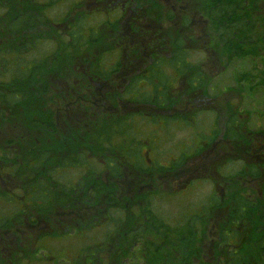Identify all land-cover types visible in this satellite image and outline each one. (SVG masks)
Returning <instances> with one entry per match:
<instances>
[{
    "label": "rangeland",
    "instance_id": "1",
    "mask_svg": "<svg viewBox=\"0 0 264 264\" xmlns=\"http://www.w3.org/2000/svg\"><path fill=\"white\" fill-rule=\"evenodd\" d=\"M46 1L41 0L42 3ZM74 1L51 0L48 17L54 22H61V28L49 29V25H39L31 38L23 37L22 33L8 35L0 31V45H16L15 51L19 54L23 52V55L28 52L43 55L54 48L61 35L63 38L61 31L65 26L77 22L80 29H85L75 49L60 43L62 47L58 45L60 49L49 56L48 67L35 68L29 73L21 87L23 95L20 102L13 106L0 102V219L5 220L0 225V264H32V260L27 261L24 256L34 252L40 236H51L69 225L80 226L88 237L85 243L95 240L98 241L95 248H101L97 258L88 260L83 254L75 264H130L129 260L124 259L128 257L137 264H160L156 256H150L153 242L159 236L154 229L149 228L148 239L143 244L124 243L126 233L142 232L143 221L140 217H131L123 193L119 192L118 185L111 179L114 171L105 165L110 164L106 159H114L109 161L117 174H121L113 179L119 178L115 180L120 181L123 188L129 180L122 174L129 167L126 156L131 152L139 156L135 161L137 166L140 164L141 167H138L142 172H137L136 177L150 181L162 196L161 199H150V215L157 223L162 224L164 220L170 223L181 220L184 223L189 219L187 215L190 211L204 213L211 209L207 221L204 214L198 219L202 234L197 240L199 234L189 236L188 226L175 234L180 236L183 233L181 237H186L190 247L195 241L200 242L199 245L215 243L212 249L209 246L210 249L203 250L204 254L200 253L199 260L188 254V264L193 260V264H218L216 257L211 256L217 251L223 252L224 248L219 246L222 241L218 238L221 230L237 241L241 264H264V257L260 256L255 245L260 236L255 227L257 224L264 227L261 220V214L264 217V199L259 193L264 181V53L250 55L252 58L246 62L234 60L227 63L223 55H231L232 52L222 50L223 47L213 41L209 42L207 32L211 28L206 20L203 25L201 23L199 16L204 12L205 0H103L101 4L98 3L102 11L93 8L95 3L88 6L89 0H76L77 4ZM116 6L117 10L114 11ZM91 9H95L96 13ZM32 10L35 12L34 7ZM98 11L102 15L97 14ZM112 12L118 19H113ZM170 13L174 16L172 20L167 18ZM126 21L128 36L123 29ZM34 40H39L36 48L32 45ZM24 41L31 42L17 45ZM110 46L119 50L120 69L116 71L117 74H112L108 68L112 55H105L102 50ZM177 48L183 51L186 61L193 68H184L185 74L180 73V76L174 67L165 68L163 75L167 80V90L175 97L174 100L166 97L167 102L160 107V113L146 110L140 101H132L128 95L122 97L127 90L132 94L148 90L149 87L139 81L144 78V67L150 59L170 57ZM16 52L1 55L0 79H8L16 71L19 64V54ZM99 62L107 66V80L90 85ZM133 62L134 68L128 73L127 83L123 82L124 65ZM196 70L204 72V77L200 76L203 86L198 89L191 86L192 90L188 81ZM220 84L225 85V90ZM191 95L196 98V107L189 110ZM185 110L189 111L183 113ZM204 110L215 112L218 121L210 129L211 114L200 116L207 134L200 136V143L192 136L189 126L177 127L169 120L190 121L195 113ZM231 112L243 122L242 137L235 143L223 138L224 125ZM32 122L43 125L42 129H33ZM163 124L166 126H156ZM226 129L229 132L227 126ZM215 131H219V135L211 139ZM132 137L135 140H131ZM142 139L156 140L154 148L142 150V147H129L132 143L139 146ZM194 141L198 144H194ZM249 143L251 147L247 149L256 152L245 155L241 147ZM71 148L81 155L82 160L76 159L69 167L67 184L76 176H81L84 182L81 188L70 194L58 184L64 182L60 177L61 170L57 173L58 178L55 177L56 171L53 169L59 166L60 160L53 164V168L49 166L52 158L38 169L33 163L42 149L50 151V156L60 158L61 154L67 153L62 152L63 149L69 152ZM219 149L226 153L219 154ZM182 152L189 155H182ZM147 154L150 161L144 156ZM244 163L257 167L262 173L261 177L252 179L237 174L235 171L242 169ZM80 165L83 169L81 175L76 172ZM192 171L195 172L193 175L179 177ZM33 178L42 180L45 189L47 185L51 187L52 196L46 197L45 203L41 204L42 210L25 207L24 212L19 211L22 194ZM189 182L190 186L187 187ZM19 191L20 196L15 201L6 196ZM89 191H92L91 208L89 204H84ZM235 193L247 194L255 204L254 209L245 210L248 213L246 219L243 212L240 214L243 220L236 218L237 222L233 220L236 215L233 214L235 207L232 196ZM205 203L206 206L212 205L203 211L202 205ZM93 206L99 207L94 209ZM100 210L104 211L101 215L104 221H97L100 224L94 225L92 216H99ZM35 218L39 221L34 225L30 219ZM49 218L53 219L51 224ZM112 225L117 227L113 230ZM66 234L59 235L61 238L58 241L45 239L40 248L53 253L64 252L61 256L69 260L65 254L73 257L76 249L84 243L85 235L70 238L65 237ZM188 243L177 242L176 249H168L162 257H169L176 264L178 253H183ZM155 244L160 247V243ZM133 247L139 248L138 252H142L144 258L141 255L137 256V260L132 257L129 252ZM119 248L122 254L118 253ZM9 249H12L10 255ZM34 258L35 264L70 262L53 259L51 254L42 251L35 253ZM146 258L150 259L144 262ZM164 258H160V261Z\"/></svg>",
    "mask_w": 264,
    "mask_h": 264
},
{
    "label": "trees",
    "instance_id": "2",
    "mask_svg": "<svg viewBox=\"0 0 264 264\" xmlns=\"http://www.w3.org/2000/svg\"><path fill=\"white\" fill-rule=\"evenodd\" d=\"M79 1L84 2L86 0H79ZM102 1L103 0H89L88 6L91 5L92 3H95L96 5L93 6V8L96 7L95 9L102 11L98 7ZM74 3L77 4V1L75 0ZM33 7L35 9V12H33L32 10ZM49 7H51V0L46 1V3H42L41 0H0V31L2 32L4 31L5 34H8V35L12 33L13 34L22 33L23 37L31 38L34 35L33 32L37 30L36 28L39 25H49L51 26V28L49 29L63 27L62 24H60L61 22L59 23L54 22L53 19L48 17L47 10L49 9ZM117 7L118 6H116L114 11L117 10ZM95 9H93L94 13H96ZM99 11L97 14L102 15L99 13ZM203 11L204 12L199 17H200L202 25H203V22H205L206 20V22L209 24V27L211 28V31L207 32V37H208L209 42L213 41L215 44L221 45L223 47L222 50L229 51L228 53L232 52L231 55H223L224 59H227L228 61L227 63H231L234 60H239V63L246 62L247 60L248 61L250 60L249 58H252V57H249L250 55H255V54H258L259 52H261V54L264 53V0H205ZM92 15L93 14L88 15V17ZM86 17L87 16H85L84 18ZM167 18L172 20L174 16L172 13H170L169 15L167 14ZM113 19L115 20L118 19L115 14H114ZM113 19L111 20V22L113 21ZM61 20L63 21V16ZM79 20L81 22L82 18H80ZM104 20H107V18H104ZM108 21L110 22V19H108ZM88 29L93 30V28H88ZM123 29H126V24H125V27H123ZM84 30L85 29H80L77 22L74 25H68V27L65 26L61 31L65 42L63 41V38L61 35L60 39H58V42H56L54 48L48 51L47 53H44L43 55L41 54L37 55L35 53L32 55L30 54V52L23 55L21 54L23 52L19 54L18 52L15 51L16 45L12 46L11 43L5 44L3 46L0 45V48H1L0 58H1V55L6 52L12 53L14 51L17 54H19V56L17 57V61L19 62V64L17 65L16 71L14 72V74L8 79H0V102L5 103L6 105H12V106L20 102V97L23 95V91L21 90V87L25 83L29 73L35 68L41 69L44 67H48L47 61L49 59V56L56 50L60 49L58 48L62 45L60 43H65L66 45L68 44L67 46L70 47V49L71 48L75 49L76 46L79 44L78 42L81 41L79 39L82 38V34ZM22 40H25V39H21V41ZM30 42L31 41H24L23 43H20L17 45L22 46ZM45 42H47V40H45ZM38 44H39V40H34L32 43L34 48H36ZM107 48L102 49V50H104L103 53H105V55L107 54L108 56L110 54L112 55L108 68L110 72H112V74L114 73L117 74L116 71L120 69V65L118 63L119 62V59H118L119 50L117 49V47L112 48L110 46ZM178 49L179 48H177V50L173 54H171L170 57L161 58L160 56L158 58L153 59L152 66L155 67L156 69L154 68L153 70L152 69L153 67H151L150 69H152V75L149 78L144 77L143 79L139 80L149 87L148 90L141 91L139 92V94L134 93V92L132 94V92H129L127 90L125 93V96H122V97L124 98L126 97V95H128V97H132V101H135V100L136 102L140 101V103L143 105V107L146 110L153 112V113H160L161 112L160 107L165 105L167 102L166 97L169 96L170 100H174V97H175L173 93H169V91L167 90L168 89L167 84H166L167 80L165 79L163 75L165 68L169 66L174 67L176 71L178 72L179 76H180V73L185 74L184 68L186 67L193 68L186 61L183 51H179ZM113 57H116V60L111 61ZM70 64H73V62H70ZM107 71L108 70H107V66L105 65V63L99 62L96 66V70L94 72V76L91 79L90 85L98 84V82L96 81L107 80V74H106ZM200 76L204 77L203 71L196 70L193 72V75L190 81H188V84L190 85V87L195 86L196 87L195 89H198L203 86L202 79H200ZM0 78H2V75L0 76ZM220 85H223V84H220ZM191 89L194 90L192 87ZM223 90H225V85H223ZM136 96H138V98H136ZM195 99H196L195 96H192V95H191V98H189L188 100V102L190 103L189 110L196 107V104H194ZM149 100H152V102H150ZM101 108H103V106H101ZM189 110H185L183 113H186ZM202 114H211L212 123L209 128L210 129L214 128V125L217 124L218 118L215 117L216 115L215 112L211 113L208 110L195 113L194 116L190 118V121H187V120L179 121L175 118L169 119V120L177 127L183 126L186 124L187 126L190 127L192 136L196 137L197 140H199L200 136L207 135L205 133L206 130L201 125L202 120H200V116ZM171 122H169V125H172ZM37 124L38 125L32 122V125H31L32 128L42 129L43 125L39 123ZM242 125H243V122H241L240 120H237L235 113L231 112L230 118L227 120V124L224 125V127L227 126V128L229 129V136L224 135V139L228 140L230 143H235L238 140H240L242 137V132H243ZM156 126L165 127L166 124L156 125ZM218 132L219 131L213 132L212 133L213 137L211 136V139L214 138V136L217 137L219 135ZM131 140H135V139L132 137ZM155 142L156 140L142 139V142L141 144H139V146L132 143L130 144L129 147H134L136 149H140L142 147V150L148 147L153 149L155 146ZM195 142L196 141H194V144L200 143V141L198 143H195ZM73 149L74 148H71L69 152L67 151V149H63L62 152H67V153L61 154L60 158L57 156L55 157L54 155L50 156V151L46 149H42L39 151L38 155L35 157V163H33V164H36L35 169H38L42 166L43 163H45L47 160H51L52 158L51 165L49 166L53 168V164L57 160L58 161L60 160L59 166L53 169L54 171H56L55 177L58 178L57 173L59 172V170H61L62 173L60 177L63 179L64 182L58 183V184L64 188V191L66 188L67 189L66 192L70 194L73 191H77L78 188H81L84 182V181H81V176H76V177L71 178L69 184H67L69 167L73 164V162L76 159L82 160L81 155L79 153L78 154L74 153L75 151H73ZM140 152L142 153V151ZM184 153L189 155L186 152H182V155ZM144 156L149 161L151 160L149 159V154L144 155ZM126 157H127V161L128 159H131L133 161L132 164H128L126 162L129 165L127 169L131 168V170H133L135 168L136 171L142 172L139 169V167H141L140 164L138 165L139 167L136 164L135 159H138L139 156L136 155L135 152H131L129 156H126ZM109 160H114V159L110 157L109 159H106V161L110 164L105 165V167H107L108 169H112L115 175H120L121 173L117 174V171L115 170L113 165H111L112 163ZM228 160L229 159H227V161ZM49 172H51V169ZM76 172H78L80 175L83 174L82 165L77 167ZM235 172L237 174L250 177L252 179H258L262 175V173L258 171L257 167H255L252 164H248V163H244L243 168ZM189 173L190 172H188L187 175ZM115 175H113V177ZM43 184L44 183L42 182V180H39L37 178H33L32 180H29L28 186L25 187V192L22 194L23 199H21V203H19L18 205L19 211L24 212L25 207L30 208V209L34 208V209L42 210L41 204L45 203L47 196H50V195L52 196V188L47 185V188L45 189L43 187ZM151 188L152 189L149 191V195L145 199V207L140 208V211L142 210L143 214L141 215V213L138 212V215L140 216L142 221L146 223L150 229L152 230L154 229V231L158 233L159 235V236H156L158 239L153 242L154 246H152L151 248L150 256L152 257L156 256V258L159 259L160 264H175L174 262L171 261L172 260L171 258L162 257L164 256L165 251L167 252L168 249L169 250L176 249L175 244L177 242L183 243L186 241L188 243V240H186V237H181V236H184L183 233L180 236H175V234L179 233L181 231L180 230L181 228L185 229V227L188 226L189 227L188 231L190 232L189 236L199 234L198 236H196V240H197L198 239L197 237L201 236L202 234L201 224L199 223L198 219L202 216V214H204L205 215L204 219H206V221L208 220V218L211 216L210 214L211 209H207L205 211L204 209H206L207 207H210L212 204H210L209 206H206V203L202 205L204 213L202 211H198V212L190 211L189 214L187 215V217H189V219H187V222L183 223L180 220V221L170 223L169 221L164 220V223L159 224L156 222L155 218H153L150 215L151 204H152L150 199L151 198L161 199L162 196L159 195L155 191L153 186H151ZM164 193L167 194L165 191ZM259 193H260V196L264 199V181L259 188ZM91 195H92V191H89L86 196V202H84L85 205L89 204L90 208H91V205H90ZM6 196L10 197L11 201L12 200L15 201L20 196V191L18 193L15 192L11 196L10 195H6ZM166 196L169 197L170 195H166ZM60 200H63V198H61ZM24 202L25 204H22ZM232 204L235 207L233 214L236 215L233 217L234 222H237V220H243L240 214H243V212L245 213L246 211L252 210L255 208L254 202H251L249 200L247 194L240 195V194L235 193L232 196ZM93 208L96 209V206H93ZM19 211H17V213H19ZM100 211L101 212L99 216H97L96 214L92 216L94 217V220H95L94 225H99L100 222L104 221V218L101 217L104 211L103 210H100ZM129 212L131 213V211ZM247 214L248 213H245L244 215L245 219L248 216ZM109 217L110 216H108V218ZM261 217H262L261 220L264 221V217L262 214H261ZM49 219H50V224H51L53 222V219L51 218ZM4 221H5L4 219H0V225ZM18 221L22 223L21 220L18 219ZM38 221H39L38 218L30 219V222H32L34 225ZM48 221L49 220H46V222ZM97 221H100V222H97ZM115 221L116 220H114V222ZM257 225L260 226V224H257ZM257 225L255 228L260 233V236L255 245H257V248L259 249L261 253L260 256L264 257V227L263 228L261 226L257 227ZM112 227L114 230L117 226L112 225ZM66 232L67 234L65 235V237H70V238L79 237L80 234L82 236L85 235V240L83 241L84 243L82 242L83 244L76 249L75 255L73 257H69L67 254H65L69 260H66L63 256H61L62 253L64 252L53 253L52 251L49 252L45 249L40 248L42 247L41 245L43 241H45V239L50 238V239L58 241L59 238H61V236L59 235L64 234ZM220 232H221L220 233L221 236H218V238H220L222 243H220L219 246L223 247L224 248L223 252L224 250L225 252L224 254L222 252V255H221L222 259L219 261V264H241L240 259H239L240 255L238 254L239 252H237L238 248H236L238 244L237 241L235 240L234 237H227L228 233H224L222 230ZM49 235H45V237L40 236V239L38 240V245L37 247L34 248V252L31 255L24 256V257H27L26 258L27 261L31 259L32 264L33 263L35 264L36 261L34 258V254L38 253L39 251H42V253L51 254L53 256V259L66 260V261H70L69 264H75L76 261L78 260V257L83 256V254L87 256L88 260L97 258L98 252L101 250L100 247H98L97 249L95 248V245L98 241L92 240L90 242L85 243V241L88 238L87 234L84 232L83 229L80 228V226H77V225L75 226L69 225L63 231L52 233L51 236ZM155 243H160V247L158 248ZM199 243L195 241L192 244L193 247H190V244L188 243V246L184 247L183 253H178L177 258H176L177 260L176 264H188V261L186 260V258L188 257V254H190L191 257H196V259L199 260L201 258L200 253L202 254L203 252V249L201 248L202 245H199ZM226 246L228 247L226 248ZM11 250L12 249H9L8 251L9 255H10V252L12 253ZM134 251H135V248H133V250H131L129 254L131 256L135 255ZM1 257H2V254H1ZM1 257H0V262H1ZM160 258H164V259L160 261ZM193 261L190 262V264H193ZM132 262L133 261H131V263ZM2 264H5V263L3 262ZM208 264H213V263L210 262Z\"/></svg>",
    "mask_w": 264,
    "mask_h": 264
},
{
    "label": "flooded vegetation",
    "instance_id": "3",
    "mask_svg": "<svg viewBox=\"0 0 264 264\" xmlns=\"http://www.w3.org/2000/svg\"><path fill=\"white\" fill-rule=\"evenodd\" d=\"M134 27H135V25H134ZM128 32H129L128 21H126L125 34L127 36L129 35ZM152 61H153V59H150L149 63L147 65H146L147 60H145V62H144V65H146L144 67V73H145L144 77H146V78H149L152 75V69L154 70V68H155V67L152 66ZM124 66H125V73L122 76V78H123V82L127 83V80L129 78L128 73H130L132 71V69L134 68V62L131 63V64H128V65H124ZM151 67H153V68L150 69ZM231 98L233 99V97H231ZM99 107L101 108V106H99ZM215 117H216V115H215ZM224 129H225V134L224 135L229 136V132L227 131L226 127ZM223 138H224V136H223ZM199 141H200V139H199ZM225 141L229 142L228 140H225ZM214 146H215V143H214ZM250 147L251 146H250V143H249L247 145H243L241 147V150H244V154L245 155L255 153L256 151H249L247 149V148H250ZM225 153H226L225 151L219 149V154L222 155V154H225ZM254 157L258 158L259 156H255L254 155ZM127 163L128 164H132L133 161L131 159H128ZM137 172H139V171H136L135 168L133 170H131V168H128V169H126L124 171V173L122 175H124V177H126L129 180H127V183H126L127 185L125 187H123V188L120 185V181L115 180V179H119V178H114V179H113V177L111 178L113 183L118 185L119 192L123 193L124 199L128 203L127 206H129V211H131V217L134 218V219H137L138 217H140L138 215V212H140L141 215L143 214V211L142 210L140 211V208L145 207V199L149 195V191L152 189L150 181H146L144 178H137L136 177V173ZM191 173L193 175L195 172L192 171ZM129 175H131V178H129ZM186 176H187V174L185 176H179V177H186ZM110 198H111V195H110ZM96 207H99V206H96ZM142 228L143 229H142L141 233H138L137 231L126 233L125 236H124V238H126L124 243L143 244L148 239L149 226L146 223L143 222L142 223ZM120 238H123V237H120ZM214 244L212 243L210 245L208 243L207 244L204 243L201 246V248L203 250L205 248L210 249L209 246H211V249H212ZM133 248H135V247H133ZM133 248H132V250H133ZM138 251H139V248L138 249L135 248V251H134L135 255H133V256L135 257L136 260L138 259V257H137L138 255H141V257L144 258V254L142 252H138ZM118 253H121V254L123 253L121 248H119V252ZM207 253H209V252H207ZM202 254H204V253H202ZM221 255H222V251H217L213 256H211V258L212 257L213 258L216 257L217 262L219 264V261L222 259ZM150 258H152V257H150ZM150 258H146V259H144V261L148 260ZM124 259L125 260H129L130 263H131V261H133V258H129V257L128 258H124ZM131 264H137V262L133 261Z\"/></svg>",
    "mask_w": 264,
    "mask_h": 264
}]
</instances>
